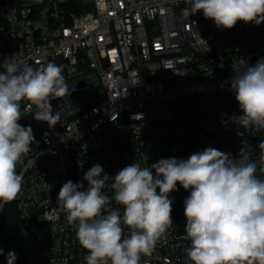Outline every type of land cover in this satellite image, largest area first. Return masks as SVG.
<instances>
[{
	"label": "built area",
	"instance_id": "obj_1",
	"mask_svg": "<svg viewBox=\"0 0 264 264\" xmlns=\"http://www.w3.org/2000/svg\"><path fill=\"white\" fill-rule=\"evenodd\" d=\"M187 6V0H0V71L14 55L33 67L53 62L64 66L71 92L50 100L53 115L60 112L54 126L34 119L35 109L22 102L19 123L31 126L35 141L17 164L22 190L9 203L20 218L23 264H86L88 253L57 201L69 180L86 190L84 174L95 164L114 177L133 162L187 159L209 147L238 158L242 140L254 159L264 151V134L232 122L242 112L230 88L233 63L264 57V23L217 28L202 11L183 17ZM177 188L169 194L173 226L140 264H191L183 238L189 192ZM104 191L112 197L109 187ZM111 207L123 212L114 201ZM0 249V264H7L1 239Z\"/></svg>",
	"mask_w": 264,
	"mask_h": 264
},
{
	"label": "clouds",
	"instance_id": "obj_2",
	"mask_svg": "<svg viewBox=\"0 0 264 264\" xmlns=\"http://www.w3.org/2000/svg\"><path fill=\"white\" fill-rule=\"evenodd\" d=\"M187 5L183 17L202 11L217 28L231 29L238 21L264 23V0H187ZM2 68L0 207L21 192L23 175L17 164L35 141L31 126L19 123L22 102L35 109L30 111L34 119L54 126L60 112L53 115L50 100L71 93L63 65L33 67L14 55ZM232 69L230 88L242 115L231 120L250 134H264V57L254 64L239 60ZM242 145L238 158L209 147L187 159L162 158L144 167L133 162L114 177L95 164L84 174L86 190L83 183H64L57 202L88 253L86 264H140L142 255H151L173 226L169 194L178 191V183L189 192L183 202V238L190 242L186 256L191 264H264V151L254 159L251 145L246 140ZM259 148L264 150V140ZM113 201L122 213L111 207ZM15 261V252H8L7 264Z\"/></svg>",
	"mask_w": 264,
	"mask_h": 264
},
{
	"label": "trees",
	"instance_id": "obj_3",
	"mask_svg": "<svg viewBox=\"0 0 264 264\" xmlns=\"http://www.w3.org/2000/svg\"><path fill=\"white\" fill-rule=\"evenodd\" d=\"M20 228V218L14 204L8 203L0 214V239L7 246L9 251L16 254L15 264H23L20 245L16 234Z\"/></svg>",
	"mask_w": 264,
	"mask_h": 264
}]
</instances>
